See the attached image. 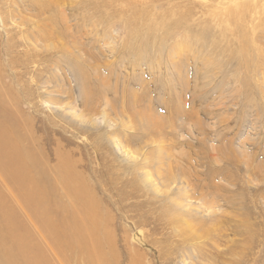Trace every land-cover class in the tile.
Here are the masks:
<instances>
[{
	"label": "rangeland",
	"instance_id": "1",
	"mask_svg": "<svg viewBox=\"0 0 264 264\" xmlns=\"http://www.w3.org/2000/svg\"><path fill=\"white\" fill-rule=\"evenodd\" d=\"M0 93L98 260L264 264V0H0Z\"/></svg>",
	"mask_w": 264,
	"mask_h": 264
},
{
	"label": "bare ground",
	"instance_id": "2",
	"mask_svg": "<svg viewBox=\"0 0 264 264\" xmlns=\"http://www.w3.org/2000/svg\"><path fill=\"white\" fill-rule=\"evenodd\" d=\"M5 94V92H3ZM0 93V264H81L89 258L98 260L104 233L96 228L85 235L83 227H98L96 209L83 205L84 194L80 180L59 160L62 173L60 188L68 198L75 191L76 209L72 214L80 221L70 222L72 203H63L55 184L50 182L49 170L39 163V154L28 146L22 121L7 107ZM18 114V113H17ZM40 170H36V167ZM46 183L40 187L39 183ZM86 215V216H85ZM82 220V221H81ZM79 226V227H78ZM92 239L91 242L87 240ZM91 243V244H90ZM90 244V246H89ZM91 249V250H90ZM111 260V259H110ZM93 264V263H92Z\"/></svg>",
	"mask_w": 264,
	"mask_h": 264
}]
</instances>
